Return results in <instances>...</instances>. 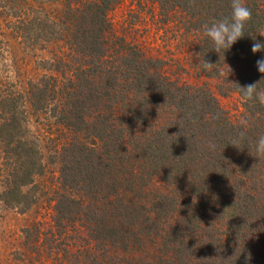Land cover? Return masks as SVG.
<instances>
[{
  "label": "trees",
  "instance_id": "16d2710c",
  "mask_svg": "<svg viewBox=\"0 0 264 264\" xmlns=\"http://www.w3.org/2000/svg\"><path fill=\"white\" fill-rule=\"evenodd\" d=\"M33 1L54 7H28L20 36L36 32L66 49L38 63L59 78L31 82L27 100L70 134L61 176L82 195L66 200L64 218L79 221L101 248L103 258L90 264H264V156L255 150L264 105L245 102L240 89L264 90L256 66L264 51H251L264 41V0H242L252 13L244 36L218 53L203 25L230 18L231 0H154L194 35L197 73L219 79V94L237 93L236 122L207 88L169 79L134 45L107 43L106 11L117 0ZM22 100L21 93L0 96V147L13 160L1 197L12 207L22 206L19 188L42 167L24 133ZM54 222L60 227L61 219Z\"/></svg>",
  "mask_w": 264,
  "mask_h": 264
},
{
  "label": "rangeland",
  "instance_id": "374dc122",
  "mask_svg": "<svg viewBox=\"0 0 264 264\" xmlns=\"http://www.w3.org/2000/svg\"><path fill=\"white\" fill-rule=\"evenodd\" d=\"M28 7L47 13L54 4L0 0V96L22 94L24 133L34 140L42 167L19 188L24 196L22 206H9L1 196L7 191L6 175L13 160H6L0 147V264H90L94 258H103L101 248L96 249L97 244L79 221L64 218L69 212L66 200L82 195L78 186L65 183L61 176L65 165L62 147L70 134L47 110L35 111L27 100L31 82L42 75L59 78V73L42 69L38 63L61 56L66 47L61 41L48 42L36 32L30 33V38L20 36L19 20L27 18ZM35 14L37 18V11ZM106 18L110 28L105 40L109 45L118 40L134 45L145 56L157 58L169 79L207 88L228 121L241 119L243 109L237 93L219 94L215 87L219 79L197 73L194 35L182 31L177 12L161 13L154 0H117L106 11ZM33 36L35 41H31ZM55 219H61L60 227Z\"/></svg>",
  "mask_w": 264,
  "mask_h": 264
},
{
  "label": "clouds",
  "instance_id": "9594fccd",
  "mask_svg": "<svg viewBox=\"0 0 264 264\" xmlns=\"http://www.w3.org/2000/svg\"><path fill=\"white\" fill-rule=\"evenodd\" d=\"M231 16L218 20L211 25H203V35L210 39L214 45L216 53L221 50H228L240 38L244 36L245 24L251 20V10L242 2V0H231ZM252 53L264 51V41H257L251 48ZM205 67L212 64L204 61ZM257 69L264 73V58L256 61ZM240 87V86H239ZM242 99L245 102L257 100L264 105V90H257L256 83L240 87ZM246 123V122H245ZM244 133H239V138L243 139ZM257 156H264V135L257 138L255 142Z\"/></svg>",
  "mask_w": 264,
  "mask_h": 264
}]
</instances>
